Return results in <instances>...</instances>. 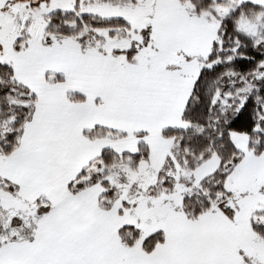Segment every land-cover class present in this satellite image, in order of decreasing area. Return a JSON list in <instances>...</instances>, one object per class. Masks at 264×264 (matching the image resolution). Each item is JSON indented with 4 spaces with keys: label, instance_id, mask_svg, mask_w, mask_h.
Returning a JSON list of instances; mask_svg holds the SVG:
<instances>
[{
    "label": "snow or ice",
    "instance_id": "obj_1",
    "mask_svg": "<svg viewBox=\"0 0 264 264\" xmlns=\"http://www.w3.org/2000/svg\"><path fill=\"white\" fill-rule=\"evenodd\" d=\"M0 264H264V0H0Z\"/></svg>",
    "mask_w": 264,
    "mask_h": 264
}]
</instances>
